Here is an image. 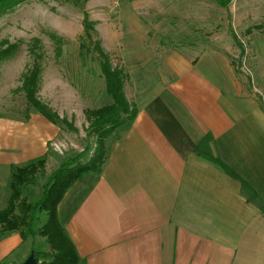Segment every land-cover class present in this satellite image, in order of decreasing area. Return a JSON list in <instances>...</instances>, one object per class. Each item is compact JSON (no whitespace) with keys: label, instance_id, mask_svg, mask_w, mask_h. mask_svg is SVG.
Wrapping results in <instances>:
<instances>
[{"label":"crops","instance_id":"1","mask_svg":"<svg viewBox=\"0 0 264 264\" xmlns=\"http://www.w3.org/2000/svg\"><path fill=\"white\" fill-rule=\"evenodd\" d=\"M195 46L162 57L166 80L135 88L137 117L109 138L102 174L61 202L83 264H264V102L235 82L216 45ZM136 61L126 74L143 84L149 61ZM39 116L44 127L32 118L25 133L35 157L59 136ZM17 122L0 119V134ZM7 166L0 162L1 178ZM21 242L14 234L0 248Z\"/></svg>","mask_w":264,"mask_h":264},{"label":"rangeland","instance_id":"2","mask_svg":"<svg viewBox=\"0 0 264 264\" xmlns=\"http://www.w3.org/2000/svg\"><path fill=\"white\" fill-rule=\"evenodd\" d=\"M86 20L95 29L91 38ZM97 42L113 66L125 73V65L138 70L136 60L149 61L143 84L128 74L125 91L131 103L138 85L166 80L162 71L167 70L157 65L163 64L164 55L191 52L195 44L216 45L232 65L235 82L257 88L256 97L264 102V0H231L227 8L216 0H28L0 15V51L17 47L12 57L0 62V119L18 121L11 134H0V162L8 164L0 177V210L9 204L14 170L39 157L31 153L40 154L25 133L32 118L42 127L45 121L28 109L24 94L18 92L28 69L41 68L39 98L67 120L58 126V138L48 142L49 165L40 182L27 189L28 200L42 196L46 179L86 149L89 140L95 150L97 137L89 135L85 111L110 102L99 55L91 46ZM83 44L91 47L84 50ZM36 45L40 48L34 56ZM20 148H28V155L15 157ZM29 246L21 242L9 252L3 246L0 254L13 263L25 262L32 253Z\"/></svg>","mask_w":264,"mask_h":264},{"label":"trees","instance_id":"3","mask_svg":"<svg viewBox=\"0 0 264 264\" xmlns=\"http://www.w3.org/2000/svg\"><path fill=\"white\" fill-rule=\"evenodd\" d=\"M26 1L28 0H0V15ZM216 1L224 8L231 2ZM86 29L87 37L91 38L95 29L87 20ZM91 46L95 47L94 50L99 55V65L105 79V92L110 100L102 107L85 111L89 135L97 137L95 150L89 140L86 149L65 161L46 179L42 196L34 201H29L25 193L45 175L47 155L34 159L26 166L17 167L12 175L9 204L0 210V242L19 234L24 245L30 244L31 252L35 253L39 264H83L75 243L60 220L59 206L77 182L102 174L109 156V138L130 127L138 114L137 107L130 103L125 92L128 75L124 70L113 66L101 42ZM91 46L83 44L81 48L85 50ZM16 48L10 46V49L0 51V62L12 57L17 51ZM38 48L40 46L36 45V48L32 49L34 56ZM40 77L41 68L38 65L28 69L22 76V85L18 92L24 94L29 110H34L55 125L67 123L66 119L61 118L39 98ZM13 262L8 256L1 264L23 263Z\"/></svg>","mask_w":264,"mask_h":264},{"label":"water","instance_id":"4","mask_svg":"<svg viewBox=\"0 0 264 264\" xmlns=\"http://www.w3.org/2000/svg\"><path fill=\"white\" fill-rule=\"evenodd\" d=\"M22 264H39V260L36 258L35 253L32 252L31 255L27 258V260Z\"/></svg>","mask_w":264,"mask_h":264}]
</instances>
